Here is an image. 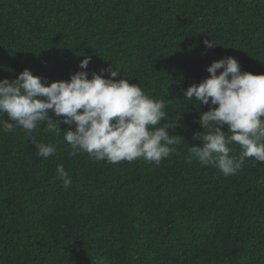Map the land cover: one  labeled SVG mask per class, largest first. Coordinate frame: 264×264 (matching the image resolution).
<instances>
[{
	"label": "trees",
	"instance_id": "1",
	"mask_svg": "<svg viewBox=\"0 0 264 264\" xmlns=\"http://www.w3.org/2000/svg\"><path fill=\"white\" fill-rule=\"evenodd\" d=\"M85 56L89 79L116 67L114 79L163 100L158 127L176 125L170 134L184 139L159 165L109 164L70 156L64 133L46 125L32 139L55 145L47 159L22 129H0V264H264V163L246 158L229 177L187 163L189 148L203 146L193 134L210 105L184 96L226 57L264 74V0H0V80L25 69L45 84L70 80Z\"/></svg>",
	"mask_w": 264,
	"mask_h": 264
},
{
	"label": "clouds",
	"instance_id": "2",
	"mask_svg": "<svg viewBox=\"0 0 264 264\" xmlns=\"http://www.w3.org/2000/svg\"><path fill=\"white\" fill-rule=\"evenodd\" d=\"M204 43L209 49L217 44L215 40ZM90 60L85 56L79 65L85 70L72 74L70 80L45 84L29 69L14 80H0V129L4 133L22 129L43 159L53 156L56 147L32 139L33 131L42 125L56 136L64 133L73 157L87 153L96 162L142 159L156 165L170 157L176 150L173 146L180 143L177 137H183L170 134L169 129L176 125L164 122L158 127L168 115L165 102L146 95L139 83H130L124 75L114 79L121 74L116 67L110 70L111 78L93 72L89 79L86 69ZM218 70L222 71L218 74ZM207 72L209 78L184 92L185 100L210 105L197 121L203 131L193 134L203 146H191L186 162L195 159L217 168L225 177L234 176L246 158L264 163V74L242 72L234 57L214 61ZM50 113L63 116L69 129L62 131ZM233 143L240 146L238 157L230 154ZM56 171V179L65 190L70 189L72 177L63 164L57 165Z\"/></svg>",
	"mask_w": 264,
	"mask_h": 264
}]
</instances>
